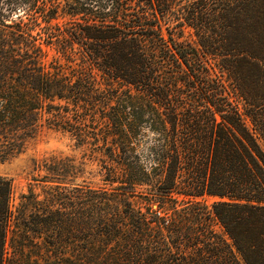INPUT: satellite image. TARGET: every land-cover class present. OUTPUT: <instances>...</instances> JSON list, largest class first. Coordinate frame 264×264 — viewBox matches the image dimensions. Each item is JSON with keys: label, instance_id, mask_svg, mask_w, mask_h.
I'll return each mask as SVG.
<instances>
[{"label": "trees", "instance_id": "1", "mask_svg": "<svg viewBox=\"0 0 264 264\" xmlns=\"http://www.w3.org/2000/svg\"><path fill=\"white\" fill-rule=\"evenodd\" d=\"M43 129L101 183L0 177V264H264V0H0V157Z\"/></svg>", "mask_w": 264, "mask_h": 264}, {"label": "rangeland", "instance_id": "2", "mask_svg": "<svg viewBox=\"0 0 264 264\" xmlns=\"http://www.w3.org/2000/svg\"><path fill=\"white\" fill-rule=\"evenodd\" d=\"M184 40H193L190 32L185 30L183 35ZM54 52L49 53L50 57ZM248 126L250 123L247 121ZM87 153L83 149L77 148L75 143L68 135L57 131L43 129L33 140L29 142L26 149L19 155L2 158L0 157V177L10 181L12 186L11 205L15 208L22 195L28 193V189L32 187L36 193L40 192L41 184L35 181L41 177L42 173L33 171V164L41 161L44 158L61 157L72 158L76 163H84V168H80V180L93 183L92 186L99 185L100 178L98 176V167L96 164H91L87 160ZM213 200L208 201V205ZM218 232H221L219 226H215Z\"/></svg>", "mask_w": 264, "mask_h": 264}]
</instances>
